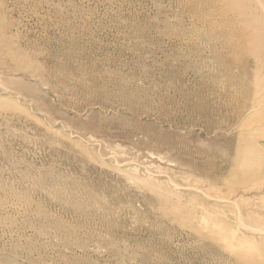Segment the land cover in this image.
Wrapping results in <instances>:
<instances>
[{"label":"rangeland","instance_id":"rangeland-1","mask_svg":"<svg viewBox=\"0 0 264 264\" xmlns=\"http://www.w3.org/2000/svg\"><path fill=\"white\" fill-rule=\"evenodd\" d=\"M261 77L264 0H0V264H264Z\"/></svg>","mask_w":264,"mask_h":264},{"label":"bare ground","instance_id":"bare-ground-1","mask_svg":"<svg viewBox=\"0 0 264 264\" xmlns=\"http://www.w3.org/2000/svg\"><path fill=\"white\" fill-rule=\"evenodd\" d=\"M244 70H245V69H244ZM246 70H247V68H246ZM245 72H246V71H245ZM245 72H244V73H245ZM250 72H251V71H250ZM252 72H253V70H252ZM241 73H242V72H241ZM254 73H255V72H254ZM245 74H246V73H245ZM242 75H243V74H242ZM242 75H240V76L238 77V79H239ZM257 75H258V74H257ZM247 76H250V77H251L252 75L249 74V75H247ZM252 77H253V76H252ZM252 77H251V79H252ZM262 77H263V76H262ZM262 77H261V79H263ZM238 79H237V80H238ZM254 79L256 80V78H254ZM237 80H236V81H237ZM252 80H253V79H252ZM252 80H251V81H252ZM263 80H264V79H263ZM241 81H244V80H243V79H242V80L240 79V84H241V83L244 84L245 82H247L246 80H245L244 83L241 82ZM237 82H239V81H237ZM262 82H264V81H262ZM249 83L251 84V82H249ZM237 84H238V83H237ZM242 84H241V85H242ZM247 84H248V83H247ZM247 84H246V85H247ZM250 84H249V85H250ZM252 84H253V83H252ZM252 84H251V85H252ZM260 84H261V83H260ZM251 85H250V86H251ZM258 85H259V84H258ZM263 85H264V83H263ZM239 86H240V85H239ZM239 86H238V89H239ZM255 86H256V85H255ZM241 87H242V86H241ZM246 87H248V86H245V88H246ZM251 87H252V86H251ZM249 88H250V87H249ZM259 88H260V86H259V87L256 86V88H254V89L252 88L253 90H252L251 88H250L251 90H250V89H247V90L245 89V90H246L245 92L249 95V98H250V94L253 93V96H254L253 98H254V99L252 100V102H255V101L259 100L258 97H259V93H261L262 87H261V90H260V91H258ZM242 89H243L242 91H244V88H242ZM239 90H240V89H239ZM239 90H238V91H239ZM262 92H263V91H262ZM241 93H242V92H240V94H241ZM243 93H244V92H243ZM244 94H245V93H244ZM247 94H246L245 96H247ZM247 97H248V96H247ZM259 98H260V97H259ZM247 100H249V99H247ZM247 100H246V101H247ZM249 101H251V100H249ZM258 102H260V101H258ZM258 102H257V103H258ZM242 103H243V102H242ZM245 103H246V102H245ZM240 105H241V104H240ZM247 105H248V104H247ZM255 105H256V104H255ZM242 106H243V105H242ZM253 106H254V104H253ZM243 107H244V106H243ZM254 107H255V106H254ZM254 107H253V109H254ZM244 108H246V107H244ZM247 108L249 109V108H251V107H248V106H247ZM237 109H238V108H237ZM241 109H243V108L241 107ZM248 109H247V110H248ZM256 109H257V108H256ZM260 109H261V108H260ZM263 109H264V108H263ZM245 110H246V109H245ZM247 110H246V111H247ZM254 110H255V109H254ZM240 111H241V110H240ZM249 111H250V110H249ZM252 112H253V111H252ZM249 113H250V112H249ZM259 113L261 114V111H260ZM263 113H264V112H263ZM247 114H248V113H247ZM255 114H258V113L255 112ZM243 115H244V114H243ZM248 116H253V114H252V115H249V114H248ZM255 116H256V115H255ZM259 116H260V115H259ZM258 118H259V117H258ZM263 118H264V117H263ZM247 119H248V118H247ZM259 119H260V118H259ZM261 119H262V118H261ZM244 121H246V120H244ZM250 121H251V120H250ZM260 121H261V120H260ZM254 122H255V121H254ZM257 128H258V127H257ZM54 130H55V129H54ZM247 136H249V135H247ZM252 137H253V136H252ZM249 139H250V138H249ZM240 140H241V139H240ZM254 140H255V139H254ZM258 141H259V140H258ZM240 143H241V142H240ZM244 146H245V145H244ZM241 147H242V146H241ZM239 150H240V149H239ZM253 151H254V149H253ZM257 155H258V153H257ZM257 158H258V157H257ZM261 158H262V157H261ZM262 159H263V158H262ZM257 161H259V158H258ZM260 162H261V161H260ZM257 164H258V162H257ZM135 171H136V170H135ZM258 183H259V182H258ZM263 186H264V185H263ZM166 187H167V186H166ZM260 187H261V186H260ZM164 188H165V187H164ZM178 188H180V187H178ZM239 188H240V187H239ZM172 189H173V188H172ZM174 189H175V188H174ZM167 190H168V188H167ZM177 190H178V189H177ZM175 191H176V190H175ZM168 192H169V190H168ZM171 192H173V191H171ZM232 192H233V191H232ZM177 193H178V192H177ZM169 194H170V192H169ZM178 194H179V193H178ZM243 194H244V193H243ZM254 195H255V194H254ZM175 196H176V195H175ZM233 197H234V196H233ZM183 198H184V197H183ZM215 198H216V197H215ZM224 198H225V197H224ZM181 199H182V198H181ZM240 199H241V198H240ZM240 199H239V200H240ZM242 199H243V198H242ZM255 199H256V198H255ZM227 200H228V199H227ZM237 200H238V199H237ZM259 200H260V199H259ZM235 201H236V200H235ZM217 202H218V201H217ZM233 202H234V201H233ZM234 205H235V204H234ZM216 206H217V205H216ZM203 207H204V206H203ZM205 207H206V206H205ZM233 207H234V206H233ZM240 207H242V206H240ZM256 207H257V206H256ZM258 207H259V205H258ZM212 209H213V208H212ZM218 209H219V208H218ZM240 210H241V209H240ZM201 211H202V210H201ZM223 211H224V210H223ZM227 211H228V210H227ZM241 211H242V210H241ZM257 211H258V210H257ZM249 213H250V212H249ZM251 213H252V212H251ZM242 218H243V217H242ZM258 218H259V217H258ZM262 219H263V218H262ZM258 226H259V225H258ZM261 226H262V225H261ZM255 228H256V227H255ZM257 228H259V227H257ZM251 229H252V228H251ZM253 230H254V229H253ZM259 230H260V229H259ZM262 231H263V229H262ZM232 232H233V230H232ZM252 232H253V231H252ZM260 232H261V230H260ZM262 233H264V232H262ZM262 233H261V234H262ZM230 234H232V233H230ZM230 237H231V236H230ZM233 237H234V236H233ZM238 239H239V238H238ZM263 239H264V238H263ZM242 240H244V239H242ZM255 241H256V238H255ZM250 247H251V246H250ZM261 248H262V247H261ZM257 249H258V248H257ZM250 250H251V249H250ZM249 252H250V251H249ZM262 258H263V256H262ZM262 258H261V259H262Z\"/></svg>","mask_w":264,"mask_h":264}]
</instances>
